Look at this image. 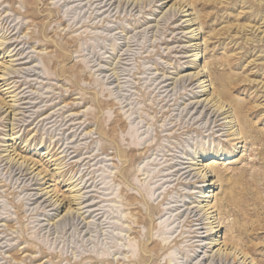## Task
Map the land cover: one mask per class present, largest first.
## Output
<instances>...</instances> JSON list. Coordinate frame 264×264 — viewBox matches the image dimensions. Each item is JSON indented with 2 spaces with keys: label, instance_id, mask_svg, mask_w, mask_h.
Wrapping results in <instances>:
<instances>
[{
  "label": "rangeland",
  "instance_id": "374dc122",
  "mask_svg": "<svg viewBox=\"0 0 264 264\" xmlns=\"http://www.w3.org/2000/svg\"><path fill=\"white\" fill-rule=\"evenodd\" d=\"M90 1L0 0V158L29 173L0 160V264H264L257 217L223 200L213 259L188 215L203 155L228 180L210 206L233 185L250 213L253 176L264 195V0Z\"/></svg>",
  "mask_w": 264,
  "mask_h": 264
},
{
  "label": "bare ground",
  "instance_id": "6f19581e",
  "mask_svg": "<svg viewBox=\"0 0 264 264\" xmlns=\"http://www.w3.org/2000/svg\"><path fill=\"white\" fill-rule=\"evenodd\" d=\"M151 1H153V0H151ZM89 2H91L90 0H89ZM102 2H105V3H112L111 5L110 4H105L104 5V7L105 6H108V5H110V7L114 4V3H116V2H118V3H120L121 2V0H114L113 2H112V0H99V3H102ZM123 2H126L125 0H123ZM92 3V2H91ZM94 3V2H93ZM163 3H166V2H163ZM182 6V5H181ZM181 7H179V8H177V9H175L172 5L168 8V10L170 11V12H173V16H176L179 12H186L187 10H183V8H181ZM188 15H190V13L189 14H184V16H188ZM183 22H188V26H190L191 25V23H192V18H189V19H185V20H183ZM189 22H191V23H189ZM195 23V22H194ZM196 28L197 27H194L192 30H190L189 31V33H193L194 31H196ZM196 33H197V31H196ZM4 42H0V45L1 44H3ZM190 45H192L193 47H195V48H193V51H192V53L189 55V57L190 58H192L191 59V61H196L197 59H198V57H199V46L197 45V44H190ZM15 49V48H14ZM13 49V50H14ZM17 53V52H16ZM16 53L14 54V55H16ZM196 75H198V73L197 74H195V73H187V74H185V75H182L181 77H182V79H184L185 78V80H190V83H192V81H193V77H195ZM209 80H205L204 81V78L203 79H201V80H199L198 82H199V84H200V86L199 87H203L204 88V84H206V82H208ZM12 84V83H11ZM10 84V85H11ZM208 84H211V82L210 83H208ZM14 86V85H13ZM13 86H10V87H8L7 89H10V88H12ZM6 89V88H5ZM206 90V89H205ZM18 95V93H16L15 94V96H17ZM205 101H208V99L207 98H204L203 100H202V103L203 102H205ZM211 101L212 100H210V101H208V103H207V105L208 104H210L211 103ZM15 102H16V99H15ZM1 103V102H0ZM199 103V101H197V104ZM7 104H5L3 107H1V105H0V112L2 111V109L6 106ZM213 105H215V106H217V108H216V111H215V114L218 112V111H220V110H222V108H223V106L219 103L218 105L217 104H215V103H213V104H211L210 105V107L211 106H213ZM7 108L2 112V113H4V112H6L8 109H10L8 112H9V114L10 113H12L13 111V116L14 115H16V112H15V106H13V105H7L6 106ZM18 107V106H17ZM238 109L239 110H242L243 109V107H238ZM18 112V111H17ZM225 113H226V111H223V112H221L219 115H225ZM20 114V113H19ZM214 114V115H215ZM228 116H225V117H223L224 119H226ZM13 120L15 119L14 117L12 118ZM231 121H225V122H223V123H230ZM223 123H221V124H219V126H223L224 124ZM11 125H14L13 123H11ZM232 128V126H230L229 127V129H231ZM12 130H13V128H12ZM232 130V129H231ZM14 133L12 132L11 134H4L3 135V138H2V140H1V142H9V141H11V140H13L14 139V135H13ZM237 139H243V136H241L240 135V132L239 131H235V132H231V134H230V138L227 140V143L229 142L230 143V141H234V140H237ZM231 144V143H230ZM0 145H6V146H9V144H0ZM229 145V144H228ZM7 149V148H6ZM5 149V150H6ZM222 149V151H223V148H221ZM228 149V148H227ZM259 153H261V150L259 151ZM262 154V153H261ZM3 156V155H2ZM20 158H22V161L21 162H19L18 160H15V157L13 158V157H11L10 155H8L7 157H2V158H0V160L3 162L4 160H7L8 161V163H10V165L11 166H13V167H15V166H17V169H19V171L22 173V172H25V174H23L22 173V175H24L25 177H26V175H28L29 173H27V170H28V164H27V161H25V159H23V157L21 156ZM207 159H206V157H205V155H203V159H201L200 161L201 162H199V163H201V164H199V165H201V167L202 168H196V169H199L198 170V172L193 176V177H195L196 178V180L194 181V183L193 184H196V183H204V184H202L201 186H197L199 189H201V188H203L204 186L206 187V189H204V191L202 192V195L200 196L201 198H202V200H200L196 205H193L192 206V208H186L187 210L189 209V214L188 215H190V214H193V217L194 216H196V215H198V217H197V219H194L195 221H197L198 223L197 224H194V225H196L197 227H199V228H195L194 230H193V232H194V234L196 233V232H198V230L199 229H203L204 227L202 226V225H205V229H206V236L208 237H210L211 236V238H209V241H206V243H204L203 245H204V248H209L210 249V252H212V251H214L213 252V254L212 255H210V256H207L208 258H213V259H222L223 258V256H230V252H227V248H226V244H222L221 245V247H219V245L223 242V240H221V238H222V235H221V233H220V230L222 229V222L220 221V219L219 218H216V215H217V213H215L214 214V212H220V210H221V208L223 207V205H222V202H223V200H225L226 201V203L227 204H229V205H232L233 207H235L236 209H237V213H241L242 215H244L245 217H247L248 219H251L253 216H255V217H257L256 219L259 221V223H258V228L259 229H261V230H264V218L263 219H259L258 217V215L260 214V213H262V212H264V195H262V193L260 192V188H259V184L257 183V179H256V177H254L253 176V179L252 180H248L247 181V183L249 184V186H254L255 187V207L251 210V212L249 213V210L246 208V204L244 203V202H241L240 200H236V196H235V194H234V186L233 185H228V186H226V189H225V195H224V198L222 199V198H217V196H215V199H216V201L214 202V204L213 205H211L210 206V204H208V202L210 201L209 199L210 198H212V197H214V194H213V192H214V186L216 185V183L217 182H219V183H221V184H223L224 183V181H228V180H225V178H223L222 176H221V174L219 173V171H218V169H216L218 166H220L221 165V163H220V161H219V159H212V161H211V165H208V164H204V163H202V162H204V161H206ZM194 163V162H193ZM192 163V164H193ZM195 164H196V162H195ZM198 165V164H197ZM128 164H126L125 165V167L123 168V169H121L120 171V173L122 174V175H124V177L126 178V180L128 179V175L126 174V172H127V170H128ZM185 168L186 167H184V168H178L177 170H173V171H176L177 173H180L181 174V176L179 177V180H180V178H182L183 176H185V175H189L190 174V170H185ZM208 168L210 169V172H212V173H214L216 176H217V179L216 180H212V179H210L211 177H212V175H208ZM22 169V170H21ZM195 169V168H194ZM181 170V171H180ZM206 170V171H205ZM31 173V172H30ZM128 173V172H127ZM120 174V175H121ZM39 175L40 174H35V175H33V177L31 178V180H34L35 179V181L38 179V177H39ZM169 175H171V174H169ZM186 176V177H187ZM157 177H159V175H154V176H152V178H157ZM239 177H242V175H240ZM30 179V177L28 178V180ZM178 179V178H177ZM232 183H233V181H232V179L230 180ZM27 182V181H26ZM230 182V183H231ZM127 183L128 184H131V182H128L127 181ZM25 185V184H24ZM219 185V184H218ZM263 188H264V186H263ZM252 191V190H251ZM263 192H264V189L262 190ZM247 194H249V192H247ZM251 194H252V192H251ZM36 195V194H35ZM195 195V194H194ZM74 197H76V196H74ZM78 197H80V196H78ZM127 197H129V198H132V196L131 195H127ZM47 200V199H46ZM165 199H163V201H164ZM59 200L58 199H56L55 201H52V199L50 200V202H51V205L52 206H56L57 205V202H58ZM130 201V200H129ZM162 201V202H163ZM177 202V201H176ZM58 207V206H57ZM158 212L159 214L162 212V210H158V209H156V207H151V212ZM192 218V217H191ZM150 220V219H149ZM211 220V221H210ZM202 221H205L204 223H202ZM213 223H216L214 226H213ZM252 224H254V221H252ZM199 225V226H198ZM240 231H241V228H240ZM217 234V235H216ZM198 235V234H197ZM217 237H219V238H217ZM224 237V236H223ZM176 240V238L175 239H173L172 241H175ZM171 241V242H172ZM157 245H160V242H158L157 243ZM218 246V247H217ZM215 247H217L216 249H215ZM225 254V255H224ZM240 255V254H239ZM238 251L237 252H233V256H235L236 257V259H238ZM241 258H243L242 259V261H241V264H245V262H246V255L245 254H242V256L239 258V259H241ZM235 259V258H234ZM239 259L238 260H236V262H238L239 261ZM252 260H250L249 262H247L246 264H249L250 262H251Z\"/></svg>",
  "mask_w": 264,
  "mask_h": 264
}]
</instances>
